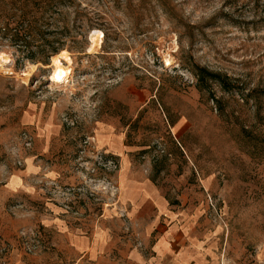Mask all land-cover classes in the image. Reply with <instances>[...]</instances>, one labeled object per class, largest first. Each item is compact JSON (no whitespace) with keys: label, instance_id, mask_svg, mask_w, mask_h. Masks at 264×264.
Returning <instances> with one entry per match:
<instances>
[{"label":"rangeland","instance_id":"rangeland-1","mask_svg":"<svg viewBox=\"0 0 264 264\" xmlns=\"http://www.w3.org/2000/svg\"><path fill=\"white\" fill-rule=\"evenodd\" d=\"M39 23L28 38L0 28V186L40 170L36 193L2 200L0 264H91L46 203L69 230L137 237L122 154L199 215L215 263L264 264V0H63ZM198 67L228 89L197 84Z\"/></svg>","mask_w":264,"mask_h":264},{"label":"crops","instance_id":"crops-1","mask_svg":"<svg viewBox=\"0 0 264 264\" xmlns=\"http://www.w3.org/2000/svg\"><path fill=\"white\" fill-rule=\"evenodd\" d=\"M113 135L112 129L106 128L97 136L101 144L114 150ZM121 160L124 167L119 170L118 200L129 223L142 230L137 237L116 238L108 229L97 230L88 237L80 230H69L58 216V208L50 203H46L47 225L57 227L74 254L87 257L91 264H217L209 238L199 233V215L183 205L171 204L145 168L126 165L128 158L124 154ZM39 173V168L32 166L25 175L11 174L0 186V209L2 200L13 193H36L26 180ZM42 175L54 176L50 171H42Z\"/></svg>","mask_w":264,"mask_h":264},{"label":"trees","instance_id":"trees-1","mask_svg":"<svg viewBox=\"0 0 264 264\" xmlns=\"http://www.w3.org/2000/svg\"><path fill=\"white\" fill-rule=\"evenodd\" d=\"M63 3V0H0V28L4 30H14V34H20L24 38L34 29H39L41 25L39 20L43 12ZM37 13H39L37 15ZM26 46V42L24 43ZM58 47H52L50 52L56 53ZM51 54V53H50ZM197 77V84L202 83L205 78H216L219 80L225 89L226 77L216 73L210 72L204 67H198L195 72ZM218 102V100H216Z\"/></svg>","mask_w":264,"mask_h":264},{"label":"bare ground","instance_id":"bare-ground-1","mask_svg":"<svg viewBox=\"0 0 264 264\" xmlns=\"http://www.w3.org/2000/svg\"><path fill=\"white\" fill-rule=\"evenodd\" d=\"M60 71V70H59ZM58 78H60V79H62V74L61 73H59V77Z\"/></svg>","mask_w":264,"mask_h":264},{"label":"built area","instance_id":"built-area-1","mask_svg":"<svg viewBox=\"0 0 264 264\" xmlns=\"http://www.w3.org/2000/svg\"><path fill=\"white\" fill-rule=\"evenodd\" d=\"M66 207V206H65Z\"/></svg>","mask_w":264,"mask_h":264}]
</instances>
